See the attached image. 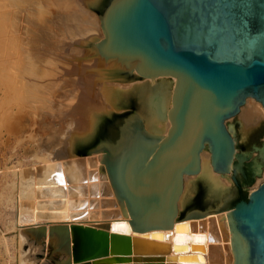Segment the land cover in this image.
<instances>
[{
    "label": "bare ground",
    "instance_id": "6f19581e",
    "mask_svg": "<svg viewBox=\"0 0 264 264\" xmlns=\"http://www.w3.org/2000/svg\"><path fill=\"white\" fill-rule=\"evenodd\" d=\"M117 1L9 0L6 37L9 40L12 36L14 52L18 51V55L24 58L22 76L16 77L27 81L31 103L35 99L39 102L38 107L35 105L37 119L43 117L42 121L32 118L34 124L25 121L30 127L36 126L39 130L37 135L40 130L58 127L52 130L46 141L50 144L48 148H52L49 167L56 169L55 177L63 190L57 194L46 193L38 207L39 217L51 215L53 219L24 231L30 237H26L27 241L32 243L30 253H37L39 249L44 251L49 245L58 250L63 247L61 240L67 237L66 245L72 254L76 244L71 224H80L104 231L108 241L116 234L136 236L135 251L128 254L108 251L106 255L79 263L70 260L69 264H233L229 244L231 232L224 222V215L230 212V208L202 217L184 218L190 212L206 213L218 209L230 195L233 185L230 174L235 178L238 173L241 176L239 181L245 182L242 164L250 158L246 156L237 162V155L242 154L237 151L240 148L238 144L245 151L250 135L264 120V108L247 96L237 112L223 121L233 142L228 173L212 169L208 146L203 144L198 153L197 172L181 175L170 228L132 231L110 192L105 168L131 146L135 130L155 136L165 135L175 78L167 75L141 77L135 70L137 60L125 64L116 59L104 60L98 54L96 43L103 36L101 18L104 11ZM101 7L104 11L98 16L93 9ZM3 44L6 46V42ZM1 60L5 59L2 57ZM2 61L0 64L4 67ZM18 64L16 62L14 66ZM125 77H128L126 83ZM132 93L138 100L131 107L141 117L133 116L134 122L123 126L120 124L124 116L121 110ZM111 113L116 115L115 118ZM113 119L117 122V131L115 135H108L106 124ZM99 136L103 141L97 140ZM95 142L98 145H95L96 149L100 151L78 155L83 146L89 147ZM260 150L261 159L257 164L252 163L253 172L257 173L264 164V143ZM249 174L252 175L251 172ZM258 178L260 180L254 187L263 179ZM49 197H54L52 205ZM31 233H34L33 237ZM41 235L42 239L38 241ZM56 254L61 259L47 254L42 257L46 264H51L53 259L54 264H64L61 260L66 253L61 250Z\"/></svg>",
    "mask_w": 264,
    "mask_h": 264
},
{
    "label": "water",
    "instance_id": "95a60500",
    "mask_svg": "<svg viewBox=\"0 0 264 264\" xmlns=\"http://www.w3.org/2000/svg\"><path fill=\"white\" fill-rule=\"evenodd\" d=\"M100 28L96 50L104 60H137L141 77L175 78L165 135L135 130L131 146L105 168L132 231L170 228L181 175L197 172L203 144L212 169L228 173L233 142L223 121L247 96L264 108V0H118L104 11ZM230 176L234 189L218 209L184 219L230 208L224 222L233 264H264V175L246 199ZM71 231L72 254L67 237L62 248L53 247L66 253L64 264L135 251L136 236L116 234L108 241L104 231L80 224H71Z\"/></svg>",
    "mask_w": 264,
    "mask_h": 264
},
{
    "label": "rangeland",
    "instance_id": "374dc122",
    "mask_svg": "<svg viewBox=\"0 0 264 264\" xmlns=\"http://www.w3.org/2000/svg\"><path fill=\"white\" fill-rule=\"evenodd\" d=\"M0 4V18L5 13L4 19L2 17V20H0V38L3 36L0 39V52L3 50L4 52H2L7 55L6 57L1 52L4 57L0 53V61H2V57L6 60L2 61L5 68L0 64V67L2 66L0 68V264H46V260L42 257L45 254L49 257L52 255L55 259H61V256H57L53 250V245H49L44 251L37 250L38 254L30 253V244L32 243L27 241L26 237L28 236L24 234V231L53 219L51 215L39 217L37 214L39 212L38 207L42 205L40 203L43 202L46 193L57 194L63 190L60 181L55 177L56 169L49 167V154L52 153V148H48L50 144L46 141L52 135V130H57L58 127L54 126L47 131L40 130L41 139H39V135H37L39 130L36 126L30 127L29 123L25 121L26 119L34 124L35 121L32 118L42 121L43 117L40 120L37 119L38 111H36L35 105L38 107L39 102L35 99L31 103L27 94V81L16 77L17 75L22 76L24 58L21 54L18 55V51L14 52L12 36H9L10 41L6 37V35L8 36L6 30L8 18L6 16L9 15L10 10L9 0H0ZM93 10L98 16H101L104 11L103 7L100 9L94 8ZM94 34H97V31ZM3 41L6 42V46ZM84 59L89 60V58ZM16 62H19V64L14 66ZM126 78L128 77H125L124 83L128 81ZM127 98L124 103L125 108L121 110L124 116L120 124L122 123L123 126H130V123L134 122L133 116L141 117V114H136L131 107V104L137 102L138 99L133 96V93ZM148 110H150V107H148ZM111 114L115 118L116 115ZM233 122L235 123V120ZM117 127V122L113 119L106 124V132L108 135H115ZM35 136H37V139ZM31 138L36 140L33 141ZM97 140L101 141L102 136H99ZM263 143L264 120L250 135L249 144L245 151L244 148L242 149V145L236 143L240 147L237 151L242 153V156L250 158L249 160L247 158L248 161L244 160L243 164L241 163L244 176H246L245 182L243 180V182L239 181L241 176L238 173L235 175V179L237 178L236 186L246 192L245 199L247 194L255 188L256 181L260 180L258 177L264 175V164L260 167L261 171L258 173L253 172L254 166H252L253 162L257 164L258 159H261L260 149H262ZM95 145H97L96 142L89 147L83 146L78 155L84 156L92 152L97 153L100 150H97ZM249 171L252 175L249 174ZM233 189L234 183L229 192L231 193ZM53 198L49 197L48 199L50 205L54 203ZM30 235L33 237L34 233ZM51 261V264H54V259Z\"/></svg>",
    "mask_w": 264,
    "mask_h": 264
},
{
    "label": "flooded vegetation",
    "instance_id": "af4514ba",
    "mask_svg": "<svg viewBox=\"0 0 264 264\" xmlns=\"http://www.w3.org/2000/svg\"><path fill=\"white\" fill-rule=\"evenodd\" d=\"M242 176H244V173H243V175ZM245 179H246V176H245Z\"/></svg>",
    "mask_w": 264,
    "mask_h": 264
}]
</instances>
